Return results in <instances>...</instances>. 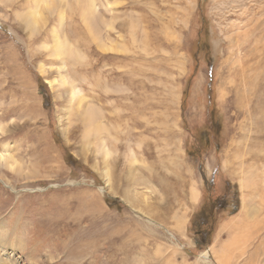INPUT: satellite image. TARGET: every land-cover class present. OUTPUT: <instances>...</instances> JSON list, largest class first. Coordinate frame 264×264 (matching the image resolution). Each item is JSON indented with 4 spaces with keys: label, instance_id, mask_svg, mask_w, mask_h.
I'll use <instances>...</instances> for the list:
<instances>
[{
    "label": "rangeland",
    "instance_id": "rangeland-1",
    "mask_svg": "<svg viewBox=\"0 0 264 264\" xmlns=\"http://www.w3.org/2000/svg\"><path fill=\"white\" fill-rule=\"evenodd\" d=\"M50 1L0 0V264H264V0Z\"/></svg>",
    "mask_w": 264,
    "mask_h": 264
},
{
    "label": "bare ground",
    "instance_id": "bare-ground-1",
    "mask_svg": "<svg viewBox=\"0 0 264 264\" xmlns=\"http://www.w3.org/2000/svg\"><path fill=\"white\" fill-rule=\"evenodd\" d=\"M50 3H53V1L51 0L50 1ZM95 5L93 4V2H89V8L90 7H92L93 8V10H94V7ZM92 10V9H91ZM40 16V15H39ZM38 20H40V18L38 19ZM27 23L28 24H36V23H38V21H37V19L36 18H33L32 17V13L31 14H29L28 16H27ZM57 44V43H56ZM60 44V45H59ZM59 44H57L56 45V47H55V49H56V52H57V54H59L60 55V53L62 52V48H63V45H61V43H59ZM250 77V76H249ZM244 78V77H243ZM63 84H68L69 82H68V79H67V77H63ZM242 85V84H241ZM245 85V84H244ZM74 89V88H73ZM72 89V90H73ZM71 90V91H72ZM77 92V91H76ZM76 92H73V94H72V96H77V94H76ZM246 94V93H245ZM99 120V119H98ZM86 125V124H85ZM0 130H2V127H0ZM105 146H107V145H105ZM109 149V148H108ZM106 154L108 155L109 154V151L107 150L106 151ZM105 154V155H106ZM13 159V160H12ZM8 160H11V162H9ZM0 163L1 164H3V165H5V166H8L9 168H11L12 170H15V169H17V167L20 165V162H19V160H17L16 158H14V157H12L11 155H9L8 153H6V151H2V152H0ZM253 173H254V171H253ZM145 181V180H144ZM249 212V211H248ZM258 214V213H257ZM252 216V215H251ZM247 217H248V215H247ZM255 217V216H254ZM249 218V217H248ZM3 219H0V228H2V226H3ZM241 224V223H240ZM237 225V224H236ZM235 226V225H234ZM6 228H3V230H5ZM9 231V230H8ZM244 231V230H243ZM3 232H5V231H2L1 229H0V247H4V249L7 247V239L2 235V233ZM245 233H246V231H245ZM239 235V234H238ZM7 237V236H6ZM8 237H9V235H8ZM236 237V236H235ZM249 238V236H243V235H239V238H241V239H239V238H237L236 240L237 241H241L240 242V244H238V246L236 245L233 249H232V251H231V255H233V257H234V254H236V255H238V254H244V250H243V248H242V244H247L248 243V241H246V239L245 238ZM246 241V242H245ZM245 242V243H244ZM228 244V243H227ZM232 246V245H231ZM233 247V246H232ZM231 247V248H232ZM245 249V248H244ZM2 251V250H1ZM237 252H240V253H238L237 254ZM227 253V252H226ZM2 254V253H1ZM225 255V254H224ZM255 255V254H254ZM217 256H219V255H217ZM1 257V256H0ZM229 257V256H228ZM7 259V258H6ZM9 259V258H8ZM223 259V258H222ZM30 260V262H29V264H37V259H35V258H30L29 259ZM3 261H6V260H3ZM224 261V260H223ZM228 262H230V259H228V258H226V261L223 263V264H228ZM14 263H16V262H14ZM10 264H12V263H10ZM16 264H20V263H16ZM230 264H231V262H230Z\"/></svg>",
    "mask_w": 264,
    "mask_h": 264
},
{
    "label": "trees",
    "instance_id": "trees-1",
    "mask_svg": "<svg viewBox=\"0 0 264 264\" xmlns=\"http://www.w3.org/2000/svg\"><path fill=\"white\" fill-rule=\"evenodd\" d=\"M236 211V208L234 209V212ZM207 232H209V230H206ZM206 231H203L206 234Z\"/></svg>",
    "mask_w": 264,
    "mask_h": 264
},
{
    "label": "flooded vegetation",
    "instance_id": "flooded-vegetation-1",
    "mask_svg": "<svg viewBox=\"0 0 264 264\" xmlns=\"http://www.w3.org/2000/svg\"><path fill=\"white\" fill-rule=\"evenodd\" d=\"M215 204V203H214ZM214 206H216V205H214ZM204 235H205V233H204Z\"/></svg>",
    "mask_w": 264,
    "mask_h": 264
}]
</instances>
